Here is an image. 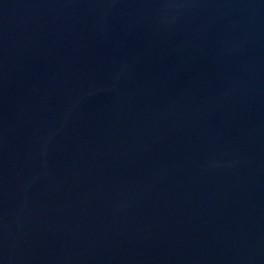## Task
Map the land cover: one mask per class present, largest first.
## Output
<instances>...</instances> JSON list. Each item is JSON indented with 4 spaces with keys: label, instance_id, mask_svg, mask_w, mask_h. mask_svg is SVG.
I'll list each match as a JSON object with an SVG mask.
<instances>
[{
    "label": "water",
    "instance_id": "95a60500",
    "mask_svg": "<svg viewBox=\"0 0 264 264\" xmlns=\"http://www.w3.org/2000/svg\"><path fill=\"white\" fill-rule=\"evenodd\" d=\"M0 264H264V0H0Z\"/></svg>",
    "mask_w": 264,
    "mask_h": 264
}]
</instances>
